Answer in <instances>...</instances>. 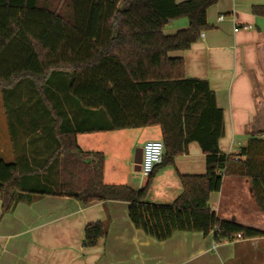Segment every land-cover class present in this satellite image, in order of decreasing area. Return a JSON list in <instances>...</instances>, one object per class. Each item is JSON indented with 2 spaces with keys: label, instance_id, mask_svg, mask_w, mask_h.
Masks as SVG:
<instances>
[{
  "label": "trees",
  "instance_id": "1",
  "mask_svg": "<svg viewBox=\"0 0 264 264\" xmlns=\"http://www.w3.org/2000/svg\"><path fill=\"white\" fill-rule=\"evenodd\" d=\"M218 1L0 0V88L31 78L43 93L53 73H70L72 95L84 108L102 109L107 115V123L100 127L58 131L60 145L45 165L59 163L63 154L58 181L52 180L51 172L47 185L40 179L24 186L21 165L1 161L3 215L20 202L47 195L73 197L85 204L122 200L129 203L135 227L159 241L178 231L213 232L216 243L235 241L239 234L243 239L263 237L260 229L219 218L209 201L226 176L246 177L264 213V133L252 135L238 155L222 152L225 115L215 91L207 80L187 77L182 57L169 55L191 48L209 27L208 9ZM254 10L264 15V7ZM179 18L189 20L188 28L166 34L168 23ZM154 125L160 126L165 143L162 164L188 153L193 142L206 155V173L180 175L182 193L169 205L144 201L155 170L141 189L105 184L103 153L85 152L76 140L79 131ZM109 224L110 220L87 224L83 246H96L106 237Z\"/></svg>",
  "mask_w": 264,
  "mask_h": 264
},
{
  "label": "crops",
  "instance_id": "2",
  "mask_svg": "<svg viewBox=\"0 0 264 264\" xmlns=\"http://www.w3.org/2000/svg\"><path fill=\"white\" fill-rule=\"evenodd\" d=\"M255 7H264V0H219L208 9L209 27L191 48L169 53L185 60L187 77L207 80L215 91L225 115V135L219 147L228 155H238L252 135L264 133V15L256 13ZM220 16L224 20L220 21ZM188 26L187 18L174 19L164 32L175 34ZM248 26L252 28H244ZM7 123L9 139L3 147L8 151L0 153V162L22 166L23 157L29 164L31 155L37 159L33 170L42 171L59 147L60 137L49 145V158L42 165L46 157L42 140L35 143V152L19 141L34 131L29 125L42 126L43 120L20 118ZM151 139H162L159 125L76 134L83 151L103 153L105 184L138 189L148 177L142 178L135 170V152ZM62 156L52 171L54 182L59 179L56 172ZM206 171V155L193 142L188 153L157 166L144 201L172 204L182 193L180 175H203ZM41 183L47 185L46 179ZM209 202L219 218L264 231V213L255 201L249 178L226 176L223 187L211 193ZM128 208L129 203L122 200L85 204L73 197L47 195L20 202L3 215L0 200V264H264V236L216 243L213 232L178 231L159 241L135 227ZM107 220L106 237L94 247L83 246L86 225Z\"/></svg>",
  "mask_w": 264,
  "mask_h": 264
},
{
  "label": "rangeland",
  "instance_id": "3",
  "mask_svg": "<svg viewBox=\"0 0 264 264\" xmlns=\"http://www.w3.org/2000/svg\"><path fill=\"white\" fill-rule=\"evenodd\" d=\"M53 79L44 85L43 93L36 90L30 79L22 80L15 88H0V153L7 154L6 145L9 139L8 119H40L43 120L42 126L29 125L28 128L34 129L29 132V137L19 144L23 143L29 146L30 152H35V143L42 140L45 146L43 160L44 165L49 158V145L57 138L58 132L66 133L74 128L100 127L107 123V115L104 110H90L84 108L70 91L72 75L70 73H54ZM20 86V87H19ZM25 95V96H22ZM21 101H24L21 103ZM74 127V128H73ZM37 128H41L40 131ZM11 137H13L11 135ZM60 139V138H59ZM60 141V140H59ZM47 142V144H46ZM48 153V154H47ZM31 162L29 164L23 157L21 170L23 172L24 186L36 185L40 179H48V175L54 170L58 162L51 166L44 167L42 171L35 175L26 173V169H34L37 159L29 155ZM28 157V158H29ZM53 174V172H52ZM54 189L56 186L53 187Z\"/></svg>",
  "mask_w": 264,
  "mask_h": 264
},
{
  "label": "built area",
  "instance_id": "4",
  "mask_svg": "<svg viewBox=\"0 0 264 264\" xmlns=\"http://www.w3.org/2000/svg\"><path fill=\"white\" fill-rule=\"evenodd\" d=\"M219 20H224V16H220ZM252 28V26L244 27ZM240 27L236 26L235 31H238ZM165 143L162 139H151L143 145V159L141 164L140 174L142 178L149 177L157 166L161 165L164 161ZM241 238V234L238 235Z\"/></svg>",
  "mask_w": 264,
  "mask_h": 264
},
{
  "label": "water",
  "instance_id": "5",
  "mask_svg": "<svg viewBox=\"0 0 264 264\" xmlns=\"http://www.w3.org/2000/svg\"><path fill=\"white\" fill-rule=\"evenodd\" d=\"M143 159V147L137 148L135 152V170L140 172L141 171V164Z\"/></svg>",
  "mask_w": 264,
  "mask_h": 264
}]
</instances>
